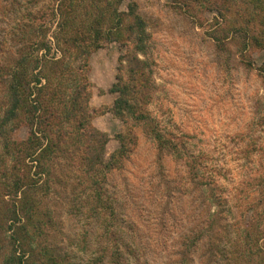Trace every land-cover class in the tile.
I'll list each match as a JSON object with an SVG mask.
<instances>
[{"label": "rangeland", "instance_id": "rangeland-1", "mask_svg": "<svg viewBox=\"0 0 264 264\" xmlns=\"http://www.w3.org/2000/svg\"><path fill=\"white\" fill-rule=\"evenodd\" d=\"M60 1L0 0V79L35 31L39 40L46 33L49 58L72 52L77 80L89 81L88 123L107 134L103 158L112 166L89 171L86 136L65 122L45 162L50 175L6 198L29 200L32 215L19 207L5 222L0 204V264L13 237L23 264H264L257 0H67L63 14ZM137 16L143 41L131 27ZM115 83L126 86L119 116ZM5 95L0 80V112ZM19 225L29 229L25 241Z\"/></svg>", "mask_w": 264, "mask_h": 264}, {"label": "trees", "instance_id": "trees-1", "mask_svg": "<svg viewBox=\"0 0 264 264\" xmlns=\"http://www.w3.org/2000/svg\"><path fill=\"white\" fill-rule=\"evenodd\" d=\"M66 2L67 0H61L59 3L58 10L62 14L67 11L64 7ZM257 2L260 9L264 10V0H257ZM69 5L71 6L70 3ZM144 25V19L137 16L131 26L132 29L140 31L138 33L140 41H143ZM120 32L117 30L115 36L117 39ZM45 36L46 33L39 40L36 31L31 34V45L29 44L28 49L25 45L16 64L7 67L6 70L2 69L0 80L5 85L7 100L0 112V146L2 148L0 150V204L6 203L3 211L5 222L8 221L10 214L16 215L19 207L21 210L24 209L27 215H32L29 212V200L19 205L17 201H22V198L19 197V200L13 202L12 199L7 201L6 198L17 199L26 185L34 186L39 180L35 175L39 177L44 173L50 175L51 168L45 167V162L55 157L62 140V126L65 122L77 121V127L82 131L81 134L86 136L87 155L84 156L86 159L84 163L89 171H100L104 166H112V162H105L103 158L104 146L108 139L107 134L91 127L88 123L89 90L87 89L89 81L87 77H85V83L77 80V68L72 60V52L64 51L62 57L55 60L49 58L51 45ZM106 38L113 39L110 34ZM79 39V36L71 39L73 43H76V50H80ZM99 46L101 45L98 44ZM125 89L126 86L115 83L110 90L120 93L113 106V111L117 116L123 114L127 104ZM67 93L70 94L66 99ZM25 127L28 130L26 138L16 137L17 131ZM39 133L41 135H38ZM95 150L98 151L97 154ZM122 150L123 146L118 149V152L121 153ZM97 164H104V166L100 167ZM23 192L27 194V191ZM12 228L13 224H8L7 228L3 226L1 233ZM18 228L21 233L23 231L21 237L25 241L29 231L28 227L19 225ZM13 240L15 249L9 257L8 264H23L25 251L17 254L18 238L13 237ZM43 264H49V262H43Z\"/></svg>", "mask_w": 264, "mask_h": 264}]
</instances>
